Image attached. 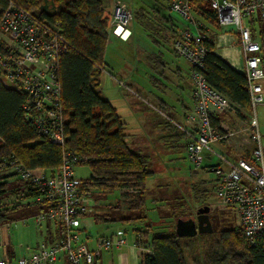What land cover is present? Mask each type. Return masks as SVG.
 <instances>
[{
    "label": "built area",
    "instance_id": "built-area-1",
    "mask_svg": "<svg viewBox=\"0 0 264 264\" xmlns=\"http://www.w3.org/2000/svg\"><path fill=\"white\" fill-rule=\"evenodd\" d=\"M197 1L169 0L170 10L182 20L173 48L191 64L194 105L185 116L186 125L181 126L188 138L187 159L197 169L214 172L216 196L222 204L237 209L240 228L248 243L256 246L264 236V149L256 117L257 106L264 104V65L261 44L254 38L249 21L264 13V0H208L222 29L216 36L213 52L217 54L218 49L228 45L239 48L241 58L233 66L247 76L254 113L246 128L252 143L251 155L235 161L213 149L214 143L227 141L236 134L221 125L215 126L213 117L236 106L208 83L203 72L213 26L198 13ZM133 19L132 3L113 0L109 32L127 28ZM66 50L67 42L58 24L47 22L12 2L3 10L0 20L2 79L27 95L23 105L27 122L59 144L64 143V113L58 70L59 59ZM78 160V157H65L54 174L34 172L11 163L19 178L39 190L34 201L46 206L34 217L36 224L50 221L62 234L52 244L41 241L30 253L13 262L0 258V264H53L62 252L69 264H100L103 251L128 244V233L123 229L100 237L93 246L88 244L81 220L97 210L96 195L102 191L75 175ZM122 191L137 193L140 189L126 187Z\"/></svg>",
    "mask_w": 264,
    "mask_h": 264
},
{
    "label": "trees",
    "instance_id": "trees-1",
    "mask_svg": "<svg viewBox=\"0 0 264 264\" xmlns=\"http://www.w3.org/2000/svg\"><path fill=\"white\" fill-rule=\"evenodd\" d=\"M110 1L0 0V20L3 10L12 2L47 22L58 24L67 42V50L59 59L58 70L64 113L63 144L52 142L27 122L23 108L27 95L18 88L8 86L0 73V170L7 168L11 171L9 176L19 178L11 166L14 162L34 172L54 174L61 168L65 157H78L77 165H86L91 170V177L84 180L102 191L98 197L126 187L138 188L140 191L135 194H123L130 197L131 208L142 210L146 208L147 181L154 174L151 156L133 149L115 106L93 86L94 76L102 73L106 65L112 10ZM155 3L150 8H134V19L153 36H159L173 45L179 37V25L171 15L162 13L163 8L171 11L169 0H157ZM197 7L198 13L206 21L213 26L218 24L208 0H198ZM258 20H264V13L249 21L255 39L254 22ZM260 25L263 52L264 22ZM217 33L211 34V42L208 43L210 51L204 63L205 77L213 88L235 104L237 112L251 110L246 74L213 52ZM262 60L264 65V56ZM213 123L220 127V115L213 117ZM166 126L171 127L172 134L165 140L175 137L172 143L177 145L186 134L181 133L170 120ZM184 145L186 147L187 144ZM19 179L24 183L23 188L17 190L19 198L34 200L39 190L32 183ZM9 191L6 176H0V226L14 221L13 214L19 208L18 204L8 207L3 203ZM39 205L41 209L46 208L43 204ZM140 218L146 216L123 218L121 221L133 224ZM96 219L104 223L112 221L107 216H97ZM124 230L135 233L137 245L150 250L143 252L139 264H264V236L256 246H251L239 227L192 237H179L175 230L154 232L150 223L133 225L130 230ZM61 234L60 229L49 231L48 228L44 241L52 244ZM17 258L16 253L12 252V257L4 259L13 262Z\"/></svg>",
    "mask_w": 264,
    "mask_h": 264
},
{
    "label": "rangeland",
    "instance_id": "rangeland-1",
    "mask_svg": "<svg viewBox=\"0 0 264 264\" xmlns=\"http://www.w3.org/2000/svg\"><path fill=\"white\" fill-rule=\"evenodd\" d=\"M119 1L132 3L133 11L134 3L150 8L152 3L157 2V0ZM160 1L165 2L166 0ZM164 12L171 15L175 23L181 24L182 20L178 15L167 9H164ZM245 21L248 22V19ZM262 22L260 20L254 22V31L260 43L262 37L259 32ZM121 28H114L115 32L110 34L112 43L108 44L107 60L110 65L114 64L115 68L109 67L110 74L108 75L96 74L93 86L96 90L102 89L104 94L108 93L112 97L119 112L128 122L129 127L126 133H129L130 145L133 149L151 156V167L154 174L147 181L145 209L131 208L130 197L125 196L122 190L105 192L103 196L99 197L96 195L99 204L97 210L82 218L87 229L96 236L108 234L117 229L128 228L130 230L133 225L143 226L150 223L154 232L174 231L178 217H195L197 209L204 205L211 207V221L214 230L240 228L237 209L222 204L215 194L214 172L197 169L187 159L184 145L187 141V134L177 145L172 143L175 137H170L171 142L168 139L165 140V137L172 134L171 127L166 126L169 117L175 118V115L179 114L182 99L185 101L189 99L191 64L183 56L174 52L172 44L164 42V39L159 36H153L135 19L127 28ZM124 31L126 32L121 34ZM215 31L219 32L216 36L222 33L219 23L212 27V33ZM261 53L264 56V50ZM177 69L181 70L180 77L176 73ZM111 75L117 82L116 84H121L114 85L112 79L109 78L112 77ZM135 82L141 83V86H135ZM131 88L141 94L143 100L154 107H161V104L166 101L165 113L158 114L147 104L146 112L152 118H148L146 124L138 122L133 113L135 104L136 107L139 106V98L133 95ZM253 115V111L249 109L246 112L240 111V113L236 109L223 113L224 126L236 134L227 141L214 143V149L222 153L223 148H226L224 145H228L234 140L239 142L246 140L251 143L246 128ZM256 117L264 149V104L257 106ZM175 125L183 133L181 129L183 125L179 123ZM225 151L230 157L238 159L239 155L233 156L228 149ZM10 173L11 171L7 168L0 170V176H6L10 188L3 203L8 207L18 204L19 208L13 214L14 221L0 226V258H10L12 252L18 256L30 253L44 240L48 228L53 231L57 229L55 224L50 221H45L41 225L36 224L34 217L45 208L41 209L39 203L32 198L20 199L17 190L18 188L22 189L24 183L17 176H9ZM75 175L80 179H89L91 170L86 165H76ZM203 195L206 198L203 199ZM97 216H107L112 221L99 222L96 219ZM143 216L146 218L137 219L133 224L121 221L123 218ZM142 252L146 251L143 249ZM63 254L61 255L64 257ZM56 264H65V262L61 260Z\"/></svg>",
    "mask_w": 264,
    "mask_h": 264
},
{
    "label": "crops",
    "instance_id": "crops-1",
    "mask_svg": "<svg viewBox=\"0 0 264 264\" xmlns=\"http://www.w3.org/2000/svg\"><path fill=\"white\" fill-rule=\"evenodd\" d=\"M155 4L156 3L154 2L150 6H153ZM133 6H135L134 8H136V9L137 8H146V7H143L141 5H138L137 3H134ZM111 9H112V0L110 1V10ZM162 13L164 14V8L162 10ZM135 21H137V20H135ZM179 27H180V25H179ZM130 30H132V29H130ZM110 34H112V32H109L108 44L112 43L111 38H110ZM224 38L226 39V37H224ZM236 47L237 46H235V45L223 46L222 48L218 49L217 52L220 53L225 48H236ZM228 55H232V56H230L228 58H224V57H222L220 55H218V56L221 57L222 59L226 60L232 67H234L233 64H234L235 60H237V59L239 60V58H241V54L239 52V48H238V52H235L234 50L228 51ZM235 56H237V58H234ZM107 59H108V46H107L106 54H105V61H106L105 64L106 65H105V67H104V69L102 70V73H101L103 75L104 74H106V75L110 74L109 71H108V68L109 67L112 66L113 68H115L114 67V64L110 65V63L108 62ZM176 73H177L178 77H180L182 75L180 69H177L176 70ZM109 78L112 79L114 85H120L121 84L120 83L121 80L119 82L120 84H116L117 82L114 80L113 76L112 77H109ZM189 83H190V85H189V88H188V90H189V97H188L189 99H188V101H185L184 99H182V103H181V108L179 110V114L177 113V115H175L176 117L178 116L177 119H176V117L174 118L173 116H170L169 117V120L171 122H173L174 124L179 123V124H182L183 126H185L186 125L185 124V116L193 108V105H194V100H193V95H192V92H193V83H192L191 77L189 78ZM140 84L141 83L135 82L134 85L137 86V87H140L141 86ZM131 91H132V93H133V95L135 97H138L139 98V102H138V105L139 106L136 107V104H135V110H134V113L133 114L136 116V119L138 120V122H140L142 124H146L148 118L149 119L152 118V116L146 112V110H147V107L146 106H147L148 103L146 101H144L143 98H142V95L139 94L137 91L135 92V90L133 88H131ZM98 92L105 99H108L115 106L118 115L120 116L122 122L124 123L125 132H126L127 131V128L129 127L128 122L125 120V118L119 112L118 107H116V105L112 101V97H110V95H108V93L107 94H104L103 91H102V89H99ZM135 103H136V101H135ZM148 105H149V107L151 109H155L158 114H161L162 115V114L165 113V108L167 106V102L164 101V103L161 104V107L160 106L159 107H157V106L154 107L152 104H148ZM138 107H140L141 109L138 108ZM162 107L164 109H162ZM136 111H137V113H136ZM251 111H252V109H251ZM242 112H246V109L242 110ZM222 115L223 114H220L221 120H222ZM224 123L225 122H223V120H222V122H221V126L222 127H225L224 126ZM127 139H128V137H127ZM245 141L243 140V141L239 142L237 140H234L232 142H229L228 145H224V146H226V148L231 152V154H233V156L239 155L238 158H242V157L243 158H249L250 155H251V152L250 151H251V148H252V143H250L249 141H246V142ZM226 148H223V151H222L221 154L224 155V156H226L230 160L235 161V158H233L232 156L230 157L226 153L227 152V151H225V150H227ZM213 149H214V147H213ZM81 221H82V231L86 234V236H87V242H88V244L90 246H93L95 244L96 240L99 239L100 237L110 236V235L114 234L116 231L120 230V229H117L115 231L113 230V231L109 232L108 234L96 235L95 236V235L92 234V232H90V230L87 229V226H86L85 222L83 220H81ZM50 229L51 228H49V231H50ZM128 241L129 242H128V244L126 246H123L121 248H114V249H110V250L103 251L102 252V255H101L100 264H139L140 263V259H141V255L143 254L142 251H143V249L145 250L146 248L140 247V246L137 245L136 235H135V233H133L131 231L128 233ZM61 254H63V252ZM61 254H60L58 260L55 263H53V264H56L57 262H59L61 260H64L65 264H69L66 254L65 253L63 254L64 257ZM16 256H18V255H16Z\"/></svg>",
    "mask_w": 264,
    "mask_h": 264
},
{
    "label": "water",
    "instance_id": "water-1",
    "mask_svg": "<svg viewBox=\"0 0 264 264\" xmlns=\"http://www.w3.org/2000/svg\"><path fill=\"white\" fill-rule=\"evenodd\" d=\"M211 207L201 206L197 209L196 217H178L175 224V231L179 237H192L197 234L212 233L214 231L211 221Z\"/></svg>",
    "mask_w": 264,
    "mask_h": 264
},
{
    "label": "bare ground",
    "instance_id": "bare-ground-1",
    "mask_svg": "<svg viewBox=\"0 0 264 264\" xmlns=\"http://www.w3.org/2000/svg\"><path fill=\"white\" fill-rule=\"evenodd\" d=\"M230 50H234L235 52H238L237 47L236 48H225L222 50V52L217 53V54L224 57V58H228V57L232 56V55H228V51H230ZM234 58H237V56H235Z\"/></svg>",
    "mask_w": 264,
    "mask_h": 264
},
{
    "label": "flooded vegetation",
    "instance_id": "flooded-vegetation-1",
    "mask_svg": "<svg viewBox=\"0 0 264 264\" xmlns=\"http://www.w3.org/2000/svg\"><path fill=\"white\" fill-rule=\"evenodd\" d=\"M197 214H195V217H196ZM210 216H211V212H210Z\"/></svg>",
    "mask_w": 264,
    "mask_h": 264
}]
</instances>
